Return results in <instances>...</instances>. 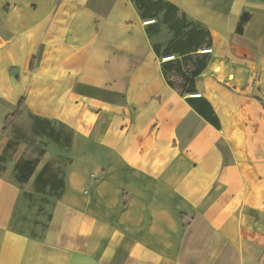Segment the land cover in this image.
Segmentation results:
<instances>
[{
  "label": "crops",
  "instance_id": "1",
  "mask_svg": "<svg viewBox=\"0 0 264 264\" xmlns=\"http://www.w3.org/2000/svg\"><path fill=\"white\" fill-rule=\"evenodd\" d=\"M186 56L219 127L164 77ZM34 195L40 231L12 227ZM0 264H264V0H0Z\"/></svg>",
  "mask_w": 264,
  "mask_h": 264
},
{
  "label": "trees",
  "instance_id": "2",
  "mask_svg": "<svg viewBox=\"0 0 264 264\" xmlns=\"http://www.w3.org/2000/svg\"><path fill=\"white\" fill-rule=\"evenodd\" d=\"M209 38V34H208ZM206 46L210 45V39H207V42L205 43ZM202 59V58H201ZM175 63H173V66L169 70L165 68V65L167 63H162V72L164 74V77L167 81V83L177 91V93L180 96H185L188 93L194 92L195 85H194V78L201 72L202 68L204 67V64L206 61H200V64H196V66H193V63L196 62L194 59L190 57H182L181 60L175 59ZM187 61L192 62L190 65L187 63ZM184 62V67L182 68L181 63ZM167 66V65H166ZM193 99H197V102H194ZM186 102L204 119H206L208 122H210L214 127H219L218 118L214 114L213 110L211 109L209 103L203 98V97H186ZM24 107L23 99H20L14 109V111L10 114H8L4 118L3 128L2 131H7L10 126L15 122V120L18 118L21 109ZM56 127V128H55ZM36 128L40 130V132L44 131V135L51 141H53L56 144H60L62 141L65 143V138L62 135L61 128L56 126L55 122H48L45 126L43 125H37ZM38 164V160L36 158H27L23 161L22 166L16 168V172H19L22 174V176H16V179L19 181L27 182L29 178H31L34 174V179L32 182L33 190L36 192H44L45 188L49 186L50 188H53L52 195L59 197L61 195L62 189H60L63 186V183H60V180H58L56 183H50L46 179H43L42 176L47 171L46 165H44L42 168H40L36 172V166ZM36 172V173H35ZM57 190V191H56ZM185 227V224H184Z\"/></svg>",
  "mask_w": 264,
  "mask_h": 264
},
{
  "label": "rangeland",
  "instance_id": "3",
  "mask_svg": "<svg viewBox=\"0 0 264 264\" xmlns=\"http://www.w3.org/2000/svg\"><path fill=\"white\" fill-rule=\"evenodd\" d=\"M58 127V125H56ZM56 128V127H55ZM34 139L32 145L36 147V151H42L43 154L39 155L40 164L49 163V168L63 172L66 170V163L63 162L69 158L68 150L63 149L61 146L54 144L48 138L46 140L38 139L37 137H31ZM20 151V150H19ZM32 152L35 153L34 149ZM21 153V152H20ZM19 154V153H18ZM20 189H31L30 185L22 186ZM28 201V202H27ZM40 202L38 196H33L31 199L22 197L18 206V215H16L12 227L20 231H29L35 229L36 232L40 231L38 226L39 222L44 221V216H39V210L36 209L37 204Z\"/></svg>",
  "mask_w": 264,
  "mask_h": 264
},
{
  "label": "built area",
  "instance_id": "4",
  "mask_svg": "<svg viewBox=\"0 0 264 264\" xmlns=\"http://www.w3.org/2000/svg\"><path fill=\"white\" fill-rule=\"evenodd\" d=\"M149 22H152V19L151 20H146L145 21V23H149ZM204 52H209L210 51V49H204L203 50ZM170 58H172V56H167V57H164L163 59L164 60H167V59H170ZM200 96V93H198V92H196V93H189L188 94V97H192V98H196V97H199Z\"/></svg>",
  "mask_w": 264,
  "mask_h": 264
}]
</instances>
